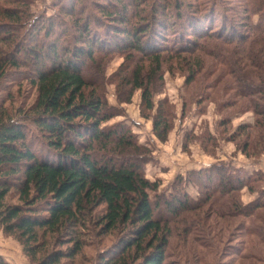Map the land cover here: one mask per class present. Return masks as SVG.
<instances>
[{
  "label": "trees",
  "instance_id": "16d2710c",
  "mask_svg": "<svg viewBox=\"0 0 264 264\" xmlns=\"http://www.w3.org/2000/svg\"><path fill=\"white\" fill-rule=\"evenodd\" d=\"M21 1L0 0V231L19 242L31 264L73 263L87 246L89 229L99 236L116 232L120 239L98 264H165L173 218L186 219L183 213L200 210L210 199L226 204L222 214L215 208L217 217L240 216L249 234L264 239V225L255 224L264 217V190L248 205L234 201L244 187L253 191L251 183L261 177L219 164L197 179L202 200H190L181 177L171 195L157 193L160 180L150 181L144 170L152 150L125 124L105 125L119 112L108 102L102 75L104 57L121 53L129 63L114 81L118 101L129 103L141 91L142 112H152L167 60L177 58L187 85L213 77L208 88L244 99V109L264 128V1L249 0L240 24L221 19L214 26L220 21L214 9L189 14L181 0L171 7L182 5L183 13L173 12L174 19L184 17L182 23L168 24L164 12L170 6L164 1L152 2L139 16L140 0H118L99 6L109 22L98 25L83 0H71L56 20L37 28ZM63 15L72 24L61 20ZM138 16L142 22L132 24ZM24 81L36 97L18 107L11 87ZM120 89H126L125 98ZM171 116L160 102L152 117L160 141L172 129ZM99 207L103 211L97 214ZM0 264L11 263L0 255Z\"/></svg>",
  "mask_w": 264,
  "mask_h": 264
},
{
  "label": "rangeland",
  "instance_id": "374dc122",
  "mask_svg": "<svg viewBox=\"0 0 264 264\" xmlns=\"http://www.w3.org/2000/svg\"><path fill=\"white\" fill-rule=\"evenodd\" d=\"M22 1V6L28 13L29 22L34 28L42 23L47 24L51 20H56L57 16L61 14L60 9L65 6L64 4H71V0ZM83 1L84 5L89 7V12L95 17L94 20L98 25L105 21L109 22L101 14L99 6L107 7L111 5V2H118V0ZM163 1L170 6L169 11L164 12V16L168 17V24L172 22L175 25L177 21L185 22L183 21L184 17L180 20L173 18V12L176 13V10L184 12L179 3L178 7H171V4L173 5V2L178 0H140L139 6L136 7V13H140L139 16H144L145 11L146 13L150 11L152 2ZM181 1L185 5L184 9L188 7L189 14H193L194 11L203 14L204 10L214 9L215 17L220 20L214 26L220 25L221 19H226L227 23L240 24L250 7L249 0ZM258 1L251 0V3ZM139 16L133 18L132 24L142 22ZM61 20L67 21L69 25L72 22L65 15L61 17ZM254 20H258L257 15L254 16ZM57 23L56 30H61L62 28L58 27ZM99 30L101 34L105 35L104 29ZM174 34L172 32L171 36ZM130 53L133 54L132 51ZM100 58L102 60L103 56L98 53V60ZM165 58L168 59V56ZM207 59L208 62L217 64L213 58L208 57ZM167 61L169 62L164 67L163 81L157 84L158 91L154 94L155 110L143 113L141 91H136L129 103L118 101L119 89L115 83L117 82L116 75L129 62L125 61V57L121 53H112L104 57L102 75L106 83L107 99L109 104L116 107L119 112L117 117L105 125L125 124L132 130L140 144L146 145L152 150L153 159L144 167V170L150 181L160 180L158 194L171 195L175 181L181 177L183 182H186L185 190L189 194L190 200L193 202L202 200L205 195L201 193L197 179L200 176L208 177L209 175L205 171L211 166L229 164L240 168L253 178L261 177L258 179L259 181L251 183L253 191L244 187L234 195V201L243 205L254 202L259 198V193L264 190L263 126L257 124L258 118L252 110L244 109L247 107L244 99L234 98L232 92L227 94L226 91L225 93L217 92L215 89L208 88V83L213 80V77L210 79L199 77L196 82L187 85L186 74L181 70L183 69L182 65L176 64L177 58L170 57ZM172 64L174 69L169 71L168 68ZM226 82L229 83V81ZM219 85L220 83L217 87ZM11 88L14 95L18 97L16 106L19 107L22 102H25L26 107L33 103L36 91L29 83L24 81L20 86ZM120 91L125 98L126 89H120ZM162 101H165V107L169 108L172 114L170 117L172 129L164 142L160 141L153 133L152 123V117ZM228 101L229 104H227ZM222 104L226 108H223ZM192 172L196 174L190 175ZM212 178H216V175L213 174ZM207 203V205H201L199 207L201 209L196 212L183 213L182 216L186 217L184 220L180 219L182 217L169 216L173 218V233L167 249L165 264H264V239L261 240L259 237L249 234L244 229L242 225L244 220L240 216L217 217L213 211L216 208L217 213H224V210H227L225 203L213 201V199L208 200ZM102 211L103 207H99L96 213L100 214ZM255 219L256 225H264V217ZM187 228L189 230L185 232ZM85 234L87 246L83 248L82 253L75 258L73 263L63 259L62 264H98L100 255L108 251H115L120 240L116 232L99 236L97 230L89 229ZM56 248L65 250L66 247L57 245ZM0 253L5 254L12 264H31L19 242L2 231H0ZM242 254L244 257L241 256Z\"/></svg>",
  "mask_w": 264,
  "mask_h": 264
},
{
  "label": "crops",
  "instance_id": "0c3cea01",
  "mask_svg": "<svg viewBox=\"0 0 264 264\" xmlns=\"http://www.w3.org/2000/svg\"><path fill=\"white\" fill-rule=\"evenodd\" d=\"M198 169H199V168H198ZM0 255H2L5 259L7 258V257L5 256V254L0 253ZM7 259H8V258H7ZM7 259H6V260H7ZM7 261H8L9 263L12 264V262H10L9 259H8Z\"/></svg>",
  "mask_w": 264,
  "mask_h": 264
}]
</instances>
